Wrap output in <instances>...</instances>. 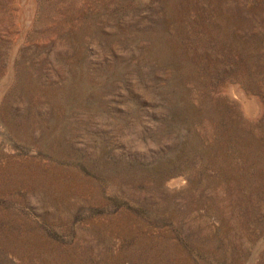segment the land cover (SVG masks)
Masks as SVG:
<instances>
[{"label": "rangeland", "instance_id": "rangeland-1", "mask_svg": "<svg viewBox=\"0 0 264 264\" xmlns=\"http://www.w3.org/2000/svg\"><path fill=\"white\" fill-rule=\"evenodd\" d=\"M0 264H264V0H0Z\"/></svg>", "mask_w": 264, "mask_h": 264}, {"label": "bare ground", "instance_id": "bare-ground-1", "mask_svg": "<svg viewBox=\"0 0 264 264\" xmlns=\"http://www.w3.org/2000/svg\"><path fill=\"white\" fill-rule=\"evenodd\" d=\"M240 93H241V98H242V102H243V107L249 112H252L253 110H257L258 109V107H257V100H256V98H251V99H248V98H246V96H245V94H243L242 93V91L240 90ZM234 95V94H233ZM236 95H238V94H236ZM255 97V96H254ZM240 98V97H239ZM238 98V99H239ZM242 104V103H241ZM261 106V105H260ZM255 113V112H254ZM259 113V112H258ZM250 115H252V114H250ZM181 180V179H180ZM172 183V182H171ZM173 184H174V182H173Z\"/></svg>", "mask_w": 264, "mask_h": 264}]
</instances>
